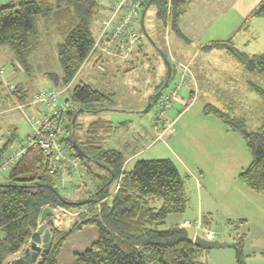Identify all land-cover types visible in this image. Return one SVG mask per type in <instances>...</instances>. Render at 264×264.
Segmentation results:
<instances>
[{
	"label": "trees",
	"instance_id": "1",
	"mask_svg": "<svg viewBox=\"0 0 264 264\" xmlns=\"http://www.w3.org/2000/svg\"><path fill=\"white\" fill-rule=\"evenodd\" d=\"M155 1L160 3L156 16L163 24L168 22L169 16V26L176 29V21L184 12L187 0H143L142 8ZM101 10L102 5L96 0H15L0 6V46L9 48L12 68L22 69L26 77L30 58L39 46V25L60 34L62 41L57 44V58L61 76L52 73L47 76L50 87L61 89L73 80L85 62L94 39L91 24ZM253 14L264 16V3ZM226 50L245 70L264 78V52L248 55L234 47ZM250 84L264 101V91ZM16 87L11 95L24 100L27 96L23 89L20 91L21 84ZM67 92L68 98L61 95L60 101L72 103L74 108L67 118L61 142L79 166H83L86 159L96 168L86 166L83 170L80 167L91 180L93 189H89L84 198H64L56 187L61 188L57 177L47 172L44 154L36 146L30 147L13 164L7 181L0 184V264H7L8 259L21 252L30 241L40 242L36 231L44 207L81 212L67 231L51 227V247L40 264H60L58 255L65 242L86 227L94 228L97 237L83 251L74 252L72 264H201L199 258L204 250L192 244L189 231L177 223L166 224L169 215L183 213L188 204L184 181L176 166L168 159H141L125 169L123 152L100 147L111 122L99 116L84 127L86 136L78 139L75 133L83 127L77 122L78 113L97 114L108 110L107 104L112 100L84 82ZM160 94L155 91L151 100L155 97L156 103ZM76 104L81 108L77 109ZM203 113L216 117L243 138L251 161L238 179L247 189L264 194V125L249 131L243 117L233 116L212 104H206ZM12 142L13 136L1 142L0 159ZM112 181L116 184L110 191ZM155 201L160 202L158 207ZM210 221V216H204L201 223L209 227ZM231 222L228 220L227 224L237 223ZM240 241H235L236 263L245 264Z\"/></svg>",
	"mask_w": 264,
	"mask_h": 264
},
{
	"label": "rangeland",
	"instance_id": "2",
	"mask_svg": "<svg viewBox=\"0 0 264 264\" xmlns=\"http://www.w3.org/2000/svg\"><path fill=\"white\" fill-rule=\"evenodd\" d=\"M13 1L15 0H0V6ZM96 1L103 5L108 0ZM263 3L264 0H190L185 7L187 14L184 16V37H181L177 33L175 34L174 30L170 29L169 16V23L167 22V25L161 24L160 19L156 16L160 5L159 2L155 1L144 7V9L142 8V11L144 10L143 25L150 38L153 39H151L152 43L149 37H145L148 43L147 47L143 49L148 53L146 60L144 59L139 64L140 67H138L134 74L114 78L112 87L114 88L115 95L112 99L113 101L107 104L110 107L108 110L100 111L97 114L82 111L78 113L77 122L83 127L75 133L78 139L83 135L85 137L84 127L95 121L99 116L111 122V128L106 132V135L104 134L105 137L100 142V147L103 150L124 149L123 151H125V154L128 153L127 155L131 152V154H135L126 165V169L131 168L135 161L141 159L170 160L176 166L184 181L188 204L183 213L169 215L166 219V224L170 225L179 220L186 219L180 222L179 226L187 229L192 239L195 235L202 238L205 237L203 231L196 228L197 226L205 230H211L214 233L213 238L209 240L217 239L227 243H235L236 240L237 242L241 240L240 243L242 244L241 248L245 261L248 259V256L253 254L254 257L250 258L264 260V220L261 218L262 222L260 221L257 215L259 211L254 212V209L257 208L264 210V204L258 203L256 199H264V194L250 192L252 200L246 207L244 215H241V213L232 215V213H228V210L223 207L218 208L216 204H209L208 199H211L215 203V200L211 196L212 193L218 198V203L219 198H222L228 205L227 199L229 197H239L240 191L237 188L233 189V187L240 185L238 173L241 168L248 166L251 161V155L247 150L243 138L238 133H232L236 135L232 136L233 140L222 137L224 140H220V143L230 146L231 150L236 149L235 154L227 153L226 155V159L233 161L235 166L232 165L233 163H226V166L217 176L209 172L205 177V182H199L200 184L198 183L196 186L195 175L200 177V171H195L196 167H192L191 164L194 162V155L202 150L209 139L204 133L207 130L201 126L200 128L193 127L195 124L190 120H192L191 118L195 110L199 111L204 107L205 103H210L224 111L230 112L233 116L243 117L246 129L249 131H254L264 125V101L252 90V85L250 84L252 83L256 89L261 88L264 91V78L256 73L243 71V65L226 51L227 47H234L238 51L248 55L264 52V16L253 14ZM103 15L104 12L101 10L91 24L93 36L101 28ZM156 32L158 36H155ZM168 40L171 42L169 52ZM61 41L62 37L60 34L39 25V46L30 58V70L25 79V72L22 69L16 71L12 68V54L9 48L7 46H0V95L2 96L3 93L7 95L6 92L11 94L7 86L9 84L17 86L20 83V91L23 89V93L27 96L22 101L16 98L17 101L6 102V106L10 110L0 116V141L4 142L2 135L13 136V142L8 147V150L14 145L20 146V144L27 143L31 133L28 120L21 110L16 109L17 102L28 103L39 89L52 86L47 73L61 76V67L57 58V44ZM207 48L208 50H203ZM196 49H201V52H198V65L200 63H207L209 66H216L215 69H218V71L205 72L210 77V90L215 97L205 94L202 88L196 86L191 74L187 78L190 81V86L185 81L177 89L175 100L171 102L169 109L163 116L157 117L158 106L154 103L155 101L150 99L152 94L154 95L155 91L168 93L173 89L178 80L174 67L178 64H184L172 59V50L184 56L186 53H194ZM164 55L169 59L173 71L170 78H167V73L165 79L162 80V78L157 77L158 73L156 74L155 70L161 68L162 63L158 62H164L162 59ZM106 61H108V64H106L108 67L113 63L124 64L127 62L108 55H104L99 60L88 59L82 64L73 80L68 85L61 86V90H64L61 93L62 97L68 98L67 91L69 89L80 82H86L85 76L90 71L95 75H99L98 71L100 73L105 72L106 68L104 64ZM97 64H100L103 69L97 67ZM194 64H196V61ZM93 65L97 71L93 69ZM184 65L188 66V64ZM228 65L231 67L230 70H228L229 68L226 70V66ZM231 74L232 80L231 77H228ZM135 78H138V80L142 78V85L132 89L131 83L137 82ZM162 83L163 86L161 85ZM146 84L153 87L151 91H149L150 88ZM16 86L15 90L17 89ZM97 88L99 87L95 86V89ZM147 90L149 93L145 94ZM101 91L105 92L108 90L101 88ZM192 91L196 94L199 91V96L197 97L195 94L192 98L190 95ZM133 92L139 96L141 103L132 104L131 100L134 98ZM148 99L151 101H148ZM75 107L77 109L81 108L79 104H76ZM137 108H142L141 112L139 114L133 113V110H137ZM24 113L27 115L31 114L28 108H24ZM179 113H181L182 118H178V122L176 123V120L174 124L173 120H175V117ZM185 119H190L187 120L189 124L186 127L188 129L184 126ZM86 166L92 170H96L91 162L84 159L83 166L80 167L86 170ZM187 167L190 168L187 169ZM186 169L188 171L192 170L195 175H188ZM7 175L8 172L0 175V184L7 181ZM218 179L226 181L229 185L228 189L223 188V185H218L220 182L216 181ZM88 180L83 172V181ZM115 184V181L110 183V191L114 189ZM241 185L244 188L242 183ZM56 187L64 198H71V200L79 199L80 197L84 198V194L89 189H93V187L80 186L78 187V191H73L69 188L61 189L58 186ZM221 187L224 191L220 189ZM201 190L204 201L203 206L205 207V203L208 202V206H214L213 208L216 210L215 213L210 215L211 221L209 227L201 223L197 214L196 205L198 198H201L200 195L197 196V192ZM159 204V201L154 202L156 207ZM227 205L225 207L228 208L229 205ZM229 207L231 208L229 212H232L234 207ZM80 212V210L54 208L51 214L53 220L52 228L67 231L78 219L77 215ZM228 220H231V223L233 221H237V223L229 226L227 224ZM185 223H189V226ZM96 237V231L92 227L83 228L81 231L72 234L58 255L59 263L72 264L74 252L83 251ZM21 252L18 253V256ZM236 254L237 250L235 247L204 250L202 257L199 258V262L201 264H237ZM15 256L8 259L7 264L16 258Z\"/></svg>",
	"mask_w": 264,
	"mask_h": 264
},
{
	"label": "built area",
	"instance_id": "3",
	"mask_svg": "<svg viewBox=\"0 0 264 264\" xmlns=\"http://www.w3.org/2000/svg\"><path fill=\"white\" fill-rule=\"evenodd\" d=\"M143 0H108L102 5L104 16L101 21V28L93 39L92 48L86 57L94 60L101 59L104 55L116 57L121 61H130L133 48L138 45L144 33L138 31L137 24L142 18ZM170 2H168L167 11ZM97 67L103 69L100 64ZM178 75L177 83L168 93L158 96L157 117H161L169 109L171 102L176 97L177 89L191 75L188 66L178 64L174 67ZM13 84H9V92L15 90ZM64 90L54 87L39 89L28 103L17 102L16 109L21 110L28 120L31 133L27 143L20 146H12L0 159V175L9 172L13 164L21 159L26 151L36 146L44 154L47 160V172L57 177L61 188H70L78 191V187H91V180L83 181V171L79 162L74 159L67 147L61 142L65 136V124L74 106L66 101L61 102V93ZM28 108L31 114L24 113ZM63 209V208H61ZM189 226V223H185ZM203 231L204 238H213L211 230L197 227Z\"/></svg>",
	"mask_w": 264,
	"mask_h": 264
},
{
	"label": "crops",
	"instance_id": "4",
	"mask_svg": "<svg viewBox=\"0 0 264 264\" xmlns=\"http://www.w3.org/2000/svg\"><path fill=\"white\" fill-rule=\"evenodd\" d=\"M189 1L190 0H187V3ZM102 11H103V9H102ZM186 14H187V10L185 9L184 12L178 17V19L176 21V29H173L170 26V29L174 30V33L175 34L176 33L179 34L181 37H184V31H185L184 30V23H185L184 16ZM142 15H143L142 18L140 19V21L137 24V28H138V31H141V32L144 33V37L141 38L140 42L138 43V45L133 48L130 61H128V62L123 61V62H125L124 64L113 63L109 67L106 65V64H108V61H106L105 64H104L105 68H106L105 72L100 73L98 71L99 75H95V74H93L90 71L85 76L86 82H84V83L89 84L93 88H95V86L99 87L97 89L100 90V91H101V88L102 89H107L108 91H105V92L102 91V92L107 94L111 98V100L114 98V95H115L114 88L112 87V82H113L114 78H116L117 76L124 77V76H130V75L134 74L136 72V70L138 69V67H140L139 64L142 63V61H144V59L146 60V56L148 55V53L143 50L144 48L147 47V44H148L147 41L145 40L146 39L145 37H149L150 40L152 38H150V35L148 34L147 30L145 29V27L143 25L144 10L142 12ZM161 24H162V22H161ZM96 35H94V37ZM155 36H158L157 32L155 33ZM152 40H151V42L153 43ZM169 40H168V42H169L168 43V52L170 51L169 50L170 49L169 46L171 45V42ZM174 42H176V41H174ZM203 50H208V48L207 49H203ZM198 52H201V49L200 50L196 49L194 51V53H192V54L186 53L183 56L180 53H178L177 51L173 52V50H172L171 57H172L173 60L179 61V62L184 63V64H188L189 69H190L191 74H192L193 81L195 82V85L199 86V88H202L203 91L205 92V94H210V96L215 97V95H213L211 93V90H210V88H211V84H210L211 80H209L210 77L208 75H206L205 72L218 71V69H215L216 66H209V64H207V63H205V64L200 63V65H198V63H197L198 54H199ZM162 59H163L164 62H158V63H162L161 68L160 69H156V70L154 69V70L156 71V74L158 73L157 77H160V78H162V80H164L165 76H167V73H168V76H167L168 78L172 74L173 67L170 65V61H169V59H167L165 57V55L162 56ZM203 59L207 60L206 58H203ZM115 61H117V60H115ZM115 61H113V62H115ZM195 61H196V64H194ZM191 65H192V67H191ZM92 67H93L94 70L97 71V69L94 67V65ZM227 68H229L228 70L231 69V67L229 65L226 66V70H227ZM90 70H91V68H90ZM242 70L243 71H247V70L244 69V67H242ZM231 76H232V74L228 75V77H231ZM25 78L26 77L24 76V79ZM135 79L137 80V82L131 83L132 89H134L136 87H140L142 85V82H141L142 78H139L140 81L138 80V78H135ZM224 79H226V77H224ZM231 80H232V77H231ZM247 81L250 82L249 80H247ZM186 83H187V85L190 86V81L189 80H187ZM146 85H147L148 88H150L149 91H151L153 87H150L148 84H146ZM147 93H149L148 90H147V92H145V94H147ZM6 94L7 95H5L3 93L2 97H1V101H0V116L5 114L8 110H10V108H8L6 106L7 105L6 102L8 103L10 101H17V99H16V97L14 95H11L8 92H6ZM133 94H134V98H132V100H131L132 104L141 103L140 100H139V96L136 93H134V92H133ZM195 94L196 93L194 91H192L190 95L193 98L195 96ZM199 94L200 93L198 91V93L196 94L197 97L199 96ZM150 99H148V101H151ZM154 99H155V97L152 99V101H155ZM2 101H3V103H2ZM223 102H224V100H223ZM206 104H210V103H205L204 106ZM203 108L204 107H202L199 111H197V110L194 111L193 117L191 118L192 120H190V119H185L184 120V126L185 127L189 124L187 122V120H190L196 125V126L194 125L193 127H197V128L199 127L200 128V126H201L204 129H206L207 132H204V133L206 134L207 138L209 139V141L207 142L206 145H204L202 150L200 152H197L194 155V157H193V161L194 162L191 164L192 167H196L195 171H200V173H199L200 177L198 175H195V173L192 170H189V171L187 170L191 166L187 167V169H186L188 175H191V176L195 175L196 178L194 180L196 182V186L198 185L199 182H202V183L205 182V177L208 175L209 172L213 173L215 176H217V174L226 166V163H229V164L233 163V161L226 159V155H227V153L235 154V152H236V149L231 150L230 146L223 145L222 143L219 142L220 140H224L223 139L224 137L233 140L232 136H236V135L232 134V133H234V131L228 129L216 117H214L212 115L204 114L203 113ZM141 109L142 108H137V110H133V113L139 114L141 112L140 111ZM178 118H182L181 113H179L175 117V120H173L174 124H175L176 120H177L176 123L178 122V120H179ZM186 128L188 129V127H186ZM202 131H203V129H202ZM2 136H3L2 139H3L4 142L7 139H9L10 137L12 138V136H9V135L8 136L2 135ZM117 150H119V151H121L123 153L125 152V151H123L124 149L123 150L117 149ZM131 153H129V155H127L128 153L127 154L124 153V155H125V165H124L125 169H126V165L129 163V161H131L132 158L135 156L134 153L133 154H131ZM232 165L235 166V163H233ZM188 166H189V164H188ZM246 167H244V168H246ZM244 168H241L239 173ZM239 173H238V175H239ZM216 181L217 182L220 181L218 183V185H220V186L223 185V188L225 187V188L228 189L229 185H228V183L226 181H221L219 179L216 180ZM223 188L221 187L220 189L223 190ZM236 188L240 191L239 197L231 196V197H229L227 199L228 205L231 206V207H234L232 212H229V210L231 208L224 202V199L219 198V203H218L217 202L218 198H216L214 196V194H212V193H211V196L215 200V203H213L214 201H212L211 199H208L209 204H211V205L212 204H216V206L218 208L219 207L220 208L223 207V208L228 210V213H232V215H237V213H241V215H244V213H245L244 211H246V207L248 206V204L252 200V198H251L252 194L250 192H254V191H251V190L247 189L245 186L243 188L242 185H241V182H240V185H236V186L233 187V189H236ZM201 192H202V190L200 192H197V196L200 195L201 198L200 199L198 198V202H197V205H196L198 218L200 220H202V218L204 216H210V215H212L213 213L216 212V210L213 208L214 206H212V207L210 205L208 206V202L205 203V207L203 206L204 201H203V194ZM256 199L258 200V203L264 204V199H262V198H256ZM225 205H227L228 208L225 207ZM256 211H259L257 215L259 216V219L262 222L261 218H263V220H264V210L257 208V209H254V212H256ZM184 220H186V219L179 220L178 222H174V223L179 224L180 222H182ZM15 257L17 258L18 254ZM250 257H254V254L251 255V256H248L247 257L248 259L246 261L244 259V263L245 264H264V260L259 259V258H250Z\"/></svg>",
	"mask_w": 264,
	"mask_h": 264
},
{
	"label": "water",
	"instance_id": "5",
	"mask_svg": "<svg viewBox=\"0 0 264 264\" xmlns=\"http://www.w3.org/2000/svg\"><path fill=\"white\" fill-rule=\"evenodd\" d=\"M150 2L148 3V5ZM143 16V15H142ZM168 78V77H167ZM51 207H44L39 216V224L36 234L40 237V242L30 241L22 250L21 254L12 259L8 264H40L41 259L48 253L51 247L50 229L53 225ZM192 244L201 250L220 249L225 247H236L235 243H227L217 239H205L195 235Z\"/></svg>",
	"mask_w": 264,
	"mask_h": 264
}]
</instances>
